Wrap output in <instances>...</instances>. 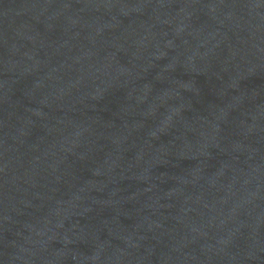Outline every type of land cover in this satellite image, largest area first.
I'll use <instances>...</instances> for the list:
<instances>
[{
	"label": "water",
	"instance_id": "95a60500",
	"mask_svg": "<svg viewBox=\"0 0 264 264\" xmlns=\"http://www.w3.org/2000/svg\"><path fill=\"white\" fill-rule=\"evenodd\" d=\"M0 264H264V0H0Z\"/></svg>",
	"mask_w": 264,
	"mask_h": 264
}]
</instances>
